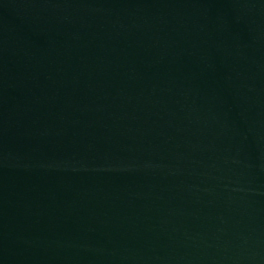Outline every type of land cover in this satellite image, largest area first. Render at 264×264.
<instances>
[{
	"label": "water",
	"instance_id": "obj_1",
	"mask_svg": "<svg viewBox=\"0 0 264 264\" xmlns=\"http://www.w3.org/2000/svg\"><path fill=\"white\" fill-rule=\"evenodd\" d=\"M0 264H264V0H0Z\"/></svg>",
	"mask_w": 264,
	"mask_h": 264
}]
</instances>
